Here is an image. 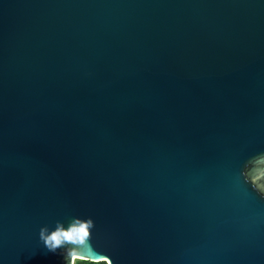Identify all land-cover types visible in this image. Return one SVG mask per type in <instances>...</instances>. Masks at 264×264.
Here are the masks:
<instances>
[{
  "label": "water",
  "instance_id": "95a60500",
  "mask_svg": "<svg viewBox=\"0 0 264 264\" xmlns=\"http://www.w3.org/2000/svg\"><path fill=\"white\" fill-rule=\"evenodd\" d=\"M260 157L264 0H0V264H264Z\"/></svg>",
  "mask_w": 264,
  "mask_h": 264
},
{
  "label": "clouds",
  "instance_id": "9594fccd",
  "mask_svg": "<svg viewBox=\"0 0 264 264\" xmlns=\"http://www.w3.org/2000/svg\"><path fill=\"white\" fill-rule=\"evenodd\" d=\"M253 172L252 183L264 195V184L260 183L264 180V157L256 160ZM94 227L93 219L76 217L69 221L67 226L64 222L57 221L54 228L50 229L47 225L41 227L39 237L51 252H56L61 248L65 249V264H111L108 256L95 251L90 243ZM85 250L91 255L85 256ZM69 258H71L70 261Z\"/></svg>",
  "mask_w": 264,
  "mask_h": 264
}]
</instances>
